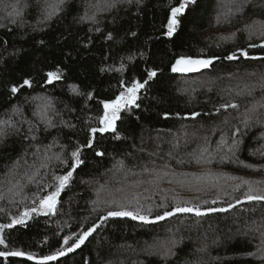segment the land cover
Wrapping results in <instances>:
<instances>
[{
    "label": "trees",
    "instance_id": "trees-1",
    "mask_svg": "<svg viewBox=\"0 0 264 264\" xmlns=\"http://www.w3.org/2000/svg\"><path fill=\"white\" fill-rule=\"evenodd\" d=\"M19 2L27 7L22 20L13 24L8 16L11 7L5 6L17 0H0V24L4 25L0 27V119L11 116L22 128L21 133L9 129L10 135L0 144V190L5 193L0 207L7 209L0 212V225L10 223L12 215L31 205L35 185H29V199L22 204L8 202V189L17 182L27 184V176L43 161L45 145H54L49 154L66 146L62 155L67 158L78 144L87 145L90 128L101 126L102 102L119 95L121 81L143 82L150 70L156 76L138 93L139 107L121 111L116 121L119 139L111 130L97 132L93 147L82 149L84 163L61 193L55 214H33L25 224L4 229L6 245H0V251L19 249L40 257L67 247L64 236L76 233L71 245L110 207L115 210L105 203L112 198L128 204L123 198L132 200L136 195L144 214L151 207L154 217L172 210L177 202L199 205L201 210L228 208L247 190L233 191L240 181L230 176L264 181V169L259 167L264 165V155L258 151L264 150V88L260 87L264 83V37L258 34L259 24L251 39L243 31L245 25L264 21V0H195L179 17L171 37L164 35L165 25L171 7L180 0H143L142 5L119 2L110 9L104 0H68L61 13L44 23L39 22L37 0ZM97 4L103 10L97 11ZM85 11L96 12L98 22H81ZM233 32L235 39L221 40ZM237 49H245L248 57L237 52L238 59H225ZM181 56L220 59L207 68L173 72L172 65ZM57 68L61 78L46 83V74ZM25 78L32 80V87L13 94L12 85ZM248 87H254L251 95ZM241 90L244 94L237 95ZM33 97L51 99L53 107L47 117L55 127L45 131L40 117L34 115L42 101ZM226 103L239 107L216 111ZM17 106L21 112L13 115ZM245 115L250 117L247 126ZM27 122L39 128L33 129L35 141L24 139ZM237 127L236 150L218 149L222 136L231 143ZM36 146L41 151L34 156ZM18 159L19 167L9 174ZM69 165L54 162V171L63 174ZM254 186L264 188V183ZM135 206L133 201L129 210ZM262 218L264 202L247 201L227 211L200 217L181 213L156 223L108 218L78 250L47 264H264L247 255L257 252L260 245ZM173 240L179 241L176 256L165 262L163 245L171 247ZM0 264L38 263L9 256L0 257Z\"/></svg>",
    "mask_w": 264,
    "mask_h": 264
},
{
    "label": "snow or ice",
    "instance_id": "snow-or-ice-1",
    "mask_svg": "<svg viewBox=\"0 0 264 264\" xmlns=\"http://www.w3.org/2000/svg\"><path fill=\"white\" fill-rule=\"evenodd\" d=\"M68 0H37V7L40 16L42 19L39 21L41 23L50 21L54 16L61 13L64 10V6ZM123 2V3H136L137 5H142L143 0H104V4L110 9L116 7L117 3ZM195 3V0H180L178 6L171 7L170 9V15L167 20L166 32L164 35L171 37L176 32L177 27L180 24L179 17L184 15L186 12V9ZM5 7H11V11L8 12V16L11 17V23L16 24L18 19L22 20V12L27 5H21L19 0H17V3L12 5H6ZM97 8V11L103 10L100 8L99 4L95 6ZM80 21H92L94 23L98 22L96 20V12H92L91 14L88 13V11H85L84 15L80 17ZM259 24L260 27L258 29V34L261 37H264V21H255L253 25H245L243 31H247L249 33V39H251L252 35L256 34L255 25ZM0 27H4L3 24H0ZM100 29L97 28L96 31H99ZM241 31V30H238ZM135 35V33H133ZM236 33H230L228 36H221V40H232L235 39ZM108 38H111V33L109 34ZM43 43V41H41ZM249 47H256L254 44H250ZM237 52L244 56L248 57V52L245 49H237L236 52L230 53L225 59L227 60H236L238 59ZM131 60L132 57H129ZM220 57H210V58H192V57H185L181 56L178 59H176L175 63L172 65L171 70L173 72H191L196 71L201 68H207L209 67L214 60H218ZM124 64L122 63L120 65V69L123 70ZM104 69H101L103 71ZM156 76L155 70L148 71V79L144 80L143 82L139 80H133L130 84H125L124 81H121V91L119 95L115 97V99L112 100H106L103 101V108L104 113L99 118L100 127L95 128L92 127L89 129L90 131V138L87 142V145H77L71 152L70 155L65 158L62 155L63 149L66 147L64 145H61V152L52 153L49 154L53 144L45 145L43 150V161L40 163L39 167L36 168L34 172H32L30 175L27 176V184L19 185V182H17V185H14L13 188H9L8 191L11 194L9 203L10 204H17V203H24L27 199H29V195L27 192V189L29 185H35L36 191L31 193V205H25L23 210L20 211L16 215L11 216V222L8 224H2L0 225V245H6V237L4 235V229H10L14 225H22L25 224V222L32 217L33 214H39L44 213L47 215L48 213L55 214L57 205L60 203V196L61 193L65 191L66 188L69 187L70 181L73 178V174L76 171V169L84 163V160L81 159V153L82 149L87 147L91 148L94 145V137L97 132L104 133L109 130H111L113 133H115L116 139L120 138V134L117 132L116 129V121L120 119V113L123 109H130L133 106L139 107V104L137 103V100L139 99L138 93L141 89H143L149 80H151L153 77ZM61 78V69L57 68L54 71H49L46 74V83H52L54 80H59ZM24 87H32V80L25 78L23 79L22 83L17 85L13 84L11 87V92L13 94H16L20 92ZM260 87L264 88V83L260 84ZM73 91L77 92L78 90L73 87ZM247 94L251 95L254 91V87H248L246 88ZM245 90H241L237 93V95L244 94ZM89 97H91V93L88 94ZM35 100L42 101L41 104L37 105V112L34 113V115H38L41 119V121L45 125V131L48 130V128L55 127L52 120L47 117V110L51 107L52 101L48 97H33ZM264 107V105H261ZM239 105L236 103H226L220 105L219 108L216 109L217 112L220 111V109H228V108H238ZM254 110V108L252 109ZM13 115L19 114L21 112V109L17 106L14 107ZM199 115V113H192V116L195 117ZM250 120V117L245 115V118L243 120V123L247 126L248 122ZM26 121H21L20 124L25 123ZM29 123V127L27 129V134L24 135L25 140H37V136L34 133L33 129L35 128L36 131L39 130L37 125ZM9 129L14 130L15 133H21L22 128L18 126V123L12 119L10 116L8 119H0V144H2L7 137L10 135ZM240 132V129L237 127L235 131L232 133V139L231 143H229L228 139L224 136L221 137V140L219 144L217 145V148H227L228 151L234 152L236 148L239 145V141L235 139L236 135ZM41 149L39 146L35 147V151L33 152V155H37L40 153ZM204 151L206 152L207 149L205 148ZM261 151V154L264 155V150H258ZM97 155L102 156L103 152H97ZM26 155V153H25ZM69 160H71V164L69 165ZM59 162L60 165H69L67 170L63 174H58L54 171V162ZM199 162V161H197ZM205 162L211 163V160H206ZM26 163V161H25ZM20 165V160L14 162L13 167L9 169V174L13 173L16 168H18ZM247 168H256L255 165H244ZM261 169H264V165L259 166ZM44 170L43 172L41 170ZM211 176V173L208 174ZM197 179H200V177H197ZM229 179L232 180H239L240 183H237L233 186V191L240 190L243 187H246V191L243 192L242 198H237L235 200V204L229 203L227 209H216L209 207L205 211H201L199 205H192L188 206L187 204L181 205L179 202L176 203L175 207L172 208V210H165L162 214H157L154 217L151 216L152 209L149 207L147 209V214H144L142 211L143 205L139 202V197L134 195L132 200H129L127 196H125L123 199L128 201V204L121 203L118 199L112 198L105 203L114 206L115 210H113L111 207L107 210L106 215L101 216V220H107L110 217H131L133 220H139L144 223H156L158 221H163L167 218L173 217L177 215L178 213H194L195 216L200 217L205 215L209 212H216V211H227L228 209L234 208L235 205L241 204L245 201L247 202H264V188H258L254 186L255 184H261L264 183V181H250L248 179H245L243 177H235L230 176ZM15 189V190H14ZM43 193V194H41ZM19 198V200H17ZM5 199V193L3 190H0V201H3ZM175 200L176 198L173 197ZM135 201V208L132 210H129V205H131ZM93 204H97V201H93ZM215 203V201H213ZM161 207H166V205H161ZM93 211H96V208L92 209ZM252 211H255V209H252ZM0 212H7V209L0 207ZM264 220V218H262ZM99 225L93 224L91 227L87 228L86 231H83L79 236H77L75 242H73L71 245H69V241L72 240V237L76 235V233H73L72 235H66L63 237V245L67 247H60L56 251L52 252L49 255H44L40 257H36L34 254L29 252H24L19 249H14L11 251H0V257H9V256H26L29 260H37L38 264H47L49 261H55L58 259V257L65 256L67 253H70L74 251L75 249L79 248L85 240L96 230V228ZM260 227H264V224H262ZM259 230V228L257 229ZM261 242L260 245L257 248V252L247 253L249 256L256 257L257 259L264 261V232H261ZM47 239V238H45ZM179 241L173 240L171 242V247L167 246L166 244L163 245V252L161 258L167 262L171 257L176 256V252L174 249L176 248ZM198 251H205V249H199ZM191 264V262H189ZM196 264H199V262H196Z\"/></svg>",
    "mask_w": 264,
    "mask_h": 264
},
{
    "label": "water",
    "instance_id": "water-1",
    "mask_svg": "<svg viewBox=\"0 0 264 264\" xmlns=\"http://www.w3.org/2000/svg\"><path fill=\"white\" fill-rule=\"evenodd\" d=\"M224 209H227V208H224ZM201 211H205V210H201ZM210 213H212V212H209V213H206V214H210ZM178 214H181V213H178ZM193 214H194V213H193ZM206 214H205V215H206ZM110 218H113V217H110ZM103 221H104V220H100V221L97 223V225L100 226V224H101ZM138 221H139V220H138ZM139 222H142V221H139ZM158 222H159V221H158ZM142 223H144V222H142ZM99 226H98V227H99ZM98 227H97V228H98ZM97 228H96V229H97ZM85 241H86V240H85ZM81 246H82V245H81ZM81 246H80V247H81ZM80 247H79V248H80ZM79 248L75 249L74 251H72V252H70V253H67L65 256H67V255H69V254L75 252V251L78 250ZM16 257H19V256H16ZM62 257H64V256H62ZM62 257H58V259H60V258H62ZM21 258H26V259H28L26 256H22ZM31 261L38 263L37 260H31ZM49 262H51V261H49Z\"/></svg>",
    "mask_w": 264,
    "mask_h": 264
}]
</instances>
